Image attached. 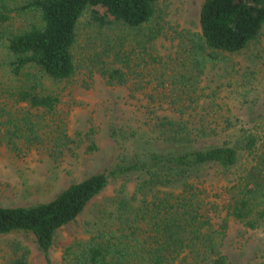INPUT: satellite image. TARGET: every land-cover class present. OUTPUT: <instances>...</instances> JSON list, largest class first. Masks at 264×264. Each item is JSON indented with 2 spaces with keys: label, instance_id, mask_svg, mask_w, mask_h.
<instances>
[{
  "label": "trees",
  "instance_id": "obj_1",
  "mask_svg": "<svg viewBox=\"0 0 264 264\" xmlns=\"http://www.w3.org/2000/svg\"><path fill=\"white\" fill-rule=\"evenodd\" d=\"M157 2L0 0V147L19 153L20 143L36 145L53 161L63 154L76 156L78 140L68 134L58 110L60 94L48 86L74 73L73 47L84 18L95 39V49L85 58L87 75L95 71L105 84L125 87L129 96L147 90L159 95L148 93L141 105L150 115L147 131L109 125L119 146L111 166L68 184L47 201L0 205V236L6 237L0 264H29V247L10 236L20 232L31 234L46 264H52L55 231L73 221L109 178L128 174L135 175L132 191L124 181L119 184L109 209L84 221L87 236L63 247L61 264H231L222 251L229 218L264 229V147L257 145V135L240 127L234 141L224 138L201 146L186 111L198 102L192 92L207 65L259 37L264 0H203L199 31H181L187 70L161 69L158 76L150 74L154 80L133 79L128 73L131 56L151 48L160 31L146 29ZM134 31L143 37H135ZM149 59L159 63L151 55ZM93 132L84 133L90 151L97 148ZM209 169L226 180L219 202L208 199L203 184ZM219 211L224 217L215 225L212 215Z\"/></svg>",
  "mask_w": 264,
  "mask_h": 264
},
{
  "label": "rangeland",
  "instance_id": "obj_2",
  "mask_svg": "<svg viewBox=\"0 0 264 264\" xmlns=\"http://www.w3.org/2000/svg\"><path fill=\"white\" fill-rule=\"evenodd\" d=\"M202 2L158 0L156 16L146 29L157 27L160 29L159 34L151 48H146V52L131 56L128 70L130 77L134 79L144 76L154 80L151 73L158 76L162 70H187V56L183 49L187 48V42L182 41L181 31H199L198 17ZM145 31V28L141 29V32ZM141 32L134 36L142 38L144 33ZM94 49L95 39L84 18L78 24L77 42L73 47L74 73L68 80L52 83L51 86L47 83L49 88L60 94L58 110L61 111V119L68 134L78 140L76 156L63 154L53 161L45 151L38 152L36 145L20 143L18 146L22 150L19 153L1 146L0 205H32L47 201L68 184L111 166L119 150L118 144L109 135L111 123L141 132L149 129L150 115L141 105L147 102L146 95L152 90L144 94L136 91L133 96H129L125 87L105 84L95 71L88 76L84 69L85 58ZM225 54L226 59L207 65L192 92V97H198L195 99L198 102L193 103V109H186L190 112L187 117L194 121L196 131L200 133L197 143L208 146L218 144L224 138L234 141L239 128L243 127L255 133L258 137L257 145L264 147V24L259 37L247 47L237 53ZM149 55L159 63L151 62ZM3 73L0 66V77ZM152 93L155 97L159 96ZM90 128L94 129L92 138L97 147L92 151L87 150L89 138L84 135ZM45 148H48V142ZM241 160L242 164H246V157ZM204 178L208 199L221 201L224 197L225 178L210 169ZM122 181L126 183V190L131 192L135 185V175L109 178L104 189L89 201L73 221L55 231L53 245L49 250L52 264H61L62 249L66 244L87 236L84 221L99 216L105 207L109 209L108 200ZM223 217L224 212L219 211L212 215V222L216 225ZM10 236L17 237L29 247V264H46L31 234L20 232ZM4 238L0 236V244ZM222 251L231 264H261L264 258V229H250L229 218Z\"/></svg>",
  "mask_w": 264,
  "mask_h": 264
}]
</instances>
